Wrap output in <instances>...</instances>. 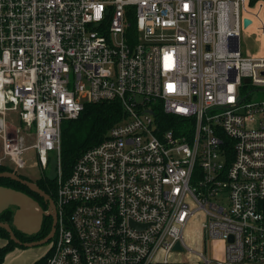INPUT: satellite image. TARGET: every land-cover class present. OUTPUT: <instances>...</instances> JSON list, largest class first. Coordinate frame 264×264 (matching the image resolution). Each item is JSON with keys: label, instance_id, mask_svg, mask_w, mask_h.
I'll return each instance as SVG.
<instances>
[{"label": "built area", "instance_id": "built-area-1", "mask_svg": "<svg viewBox=\"0 0 264 264\" xmlns=\"http://www.w3.org/2000/svg\"><path fill=\"white\" fill-rule=\"evenodd\" d=\"M250 25L264 35V0H0V165L24 168L31 149L41 168L55 161L53 202L37 208L56 215L43 264H211L185 239L199 212L205 246L224 241L216 264H264ZM101 102L123 116L64 174L62 122Z\"/></svg>", "mask_w": 264, "mask_h": 264}, {"label": "trees", "instance_id": "trees-1", "mask_svg": "<svg viewBox=\"0 0 264 264\" xmlns=\"http://www.w3.org/2000/svg\"><path fill=\"white\" fill-rule=\"evenodd\" d=\"M255 0H251L253 4ZM123 116L121 106L117 102L88 103L84 106L76 119L64 120L60 133V161L64 174H68L74 161L87 148L99 143L105 133ZM0 171H12L9 166L0 165ZM21 178L25 176L18 174ZM38 183L51 198L55 194V183L52 179L38 178ZM0 185L15 190L23 191L25 185L10 178L1 177ZM5 213V212H4ZM3 215V214H2ZM1 216V215H0ZM49 228L43 230L44 235ZM0 237L8 239L7 243L0 246V264L5 254L16 245L9 239V233L0 227ZM26 238V237H25ZM37 238V237H36ZM21 239V238H19ZM33 239V238H31ZM44 257L34 264H43Z\"/></svg>", "mask_w": 264, "mask_h": 264}, {"label": "rangeland", "instance_id": "rangeland-1", "mask_svg": "<svg viewBox=\"0 0 264 264\" xmlns=\"http://www.w3.org/2000/svg\"><path fill=\"white\" fill-rule=\"evenodd\" d=\"M253 29L251 27H246L240 35V47H241V52L245 53L246 51H249L250 53H258L262 52L261 50H258V48L261 47V42L257 40L256 38V33H252ZM258 35V34H257ZM259 37V35H258ZM260 40V39H259ZM262 41V40H261ZM263 50V49H262ZM252 88H249L243 92L245 95L248 90ZM264 100V90L261 89H254L250 92V96L246 98L247 102H259ZM11 117H14L16 122H18V119L16 118V114L11 115ZM25 161L26 165L24 168L21 169H12L11 172L16 173V174H21L27 178L29 181H35L40 177H44L47 179H52L55 175V161L54 157L51 155L48 165L46 168H41L38 165L37 157L34 154V150H28L25 153ZM0 160H2L3 163H7L10 165V161L8 158H4V151L2 149L1 145V139H0ZM9 210V209H8ZM13 209L6 211L3 213V215L0 216V221H7V223L11 222L12 214H13ZM202 224H203V215L202 213H197L195 217L190 221L188 224L186 231H185V239L186 243L195 248L196 250L201 249L204 251L203 243L202 241ZM187 234V235H186ZM8 241V239H7ZM43 248L45 247V244L41 245ZM223 246H224V241L221 239L217 238H208L207 241V254L211 258L212 263L211 264H216L217 261L222 259L223 256ZM179 257H185V253ZM196 257V255H195ZM174 260V254L171 255L170 261L173 262ZM192 261L196 262L197 260L194 258ZM199 264L198 262H196ZM186 264V263H185Z\"/></svg>", "mask_w": 264, "mask_h": 264}, {"label": "water", "instance_id": "water-1", "mask_svg": "<svg viewBox=\"0 0 264 264\" xmlns=\"http://www.w3.org/2000/svg\"><path fill=\"white\" fill-rule=\"evenodd\" d=\"M10 178L18 181L21 184L27 186L32 192L39 194L43 199L53 202L52 198L42 191L33 181L21 178L18 174L11 171H0V178ZM9 207H14V213L12 215L11 223L0 222V227H3L9 233V239L18 245L25 247H33L45 244L53 235L54 226L56 223V215L53 214V224L51 232L46 235L43 239L38 241H21L14 237L12 228L22 232L25 235H33L40 230L43 217L45 213L43 210H37L40 206L27 193L19 190H15L9 187L0 185V214ZM205 237H203V247L205 251ZM174 250L182 251L183 248L179 243L174 245Z\"/></svg>", "mask_w": 264, "mask_h": 264}, {"label": "crops", "instance_id": "crops-1", "mask_svg": "<svg viewBox=\"0 0 264 264\" xmlns=\"http://www.w3.org/2000/svg\"><path fill=\"white\" fill-rule=\"evenodd\" d=\"M256 26H252V29H253L252 33H256L257 40L261 42V47L258 48V50H261L262 52H264V35H260L255 30ZM249 27H251V25ZM257 34L259 35V37ZM4 166H8V165H4ZM203 237L204 236L202 233V241H201L202 243H203ZM6 243H7V239L0 237V246L5 245ZM45 251H46V246L44 248L41 245L33 246V247H25V246L16 244L15 246H13L12 249H10L5 254L3 262L1 264H34L36 261L43 258ZM183 254L175 253L173 262L171 261L170 263H158V264H185V263L186 264H197L196 263L198 262L197 257L193 255H187V254H185V257H182V258L179 257ZM194 258L197 260L196 262L192 261Z\"/></svg>", "mask_w": 264, "mask_h": 264}, {"label": "flooded vegetation", "instance_id": "flooded-vegetation-1", "mask_svg": "<svg viewBox=\"0 0 264 264\" xmlns=\"http://www.w3.org/2000/svg\"><path fill=\"white\" fill-rule=\"evenodd\" d=\"M42 191H44L43 189H42V187H41V184H39L38 183V181L37 180H35V181H33ZM23 189V192H25V193H27L29 196H31L35 201H37V203H38V205L41 207V208H43L44 206H45V204H46V202L44 201V199H43V197H41L39 194H37V193H35V192H32L27 186H25L24 188H22ZM9 210H12L13 209V211L15 210V208L14 207H9L8 208ZM8 209H6L4 212H6V211H9ZM4 212H2L0 215H2ZM14 213V212H13ZM13 215V214H12ZM55 215V214H54ZM12 219V218H11ZM53 221H54V218H53V215H51V216H44L43 217V220H42V224H41V227H40V230L37 232V233H35V234H33V235H25V234H23L22 232H20V231H17L16 229H14V228H12V233H13V235H14V237H16L17 239H19V238H21V239H19V240H21V241H23V242H25V241H38V240H41V239H43L46 235H44V233H43V230L45 229V228H51L52 227V224H53ZM0 222H2V221H0ZM3 222H7L6 220L5 221H3ZM11 223V222H10ZM26 237V238H25ZM37 237V238H36ZM31 238H33V239H31ZM44 245V244H43Z\"/></svg>", "mask_w": 264, "mask_h": 264}]
</instances>
